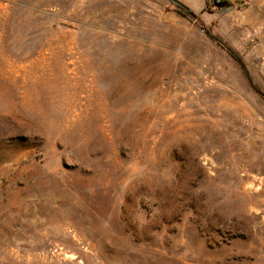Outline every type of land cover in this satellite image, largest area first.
Here are the masks:
<instances>
[{
	"label": "rangeland",
	"instance_id": "374dc122",
	"mask_svg": "<svg viewBox=\"0 0 264 264\" xmlns=\"http://www.w3.org/2000/svg\"><path fill=\"white\" fill-rule=\"evenodd\" d=\"M0 0V264H264V0Z\"/></svg>",
	"mask_w": 264,
	"mask_h": 264
},
{
	"label": "water",
	"instance_id": "95a60500",
	"mask_svg": "<svg viewBox=\"0 0 264 264\" xmlns=\"http://www.w3.org/2000/svg\"><path fill=\"white\" fill-rule=\"evenodd\" d=\"M174 3H176L177 5H179L180 7H184L183 4L181 2H179L178 0H172Z\"/></svg>",
	"mask_w": 264,
	"mask_h": 264
}]
</instances>
